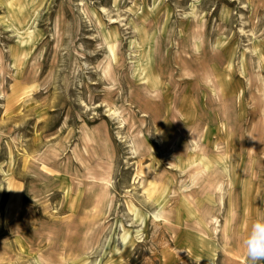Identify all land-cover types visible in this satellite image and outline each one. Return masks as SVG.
Listing matches in <instances>:
<instances>
[{
    "label": "rangeland",
    "instance_id": "1",
    "mask_svg": "<svg viewBox=\"0 0 264 264\" xmlns=\"http://www.w3.org/2000/svg\"><path fill=\"white\" fill-rule=\"evenodd\" d=\"M190 2L173 21L191 17L211 26L218 5L226 3L238 32L261 51L257 40L264 37V0H196L193 13ZM148 4L0 0V187L8 189L9 198L0 230L22 233L33 250L18 260L8 247L5 264H74L76 258L81 264H242L240 255L249 264L243 240L234 236L228 240L233 252H216L212 261L214 243L208 238L198 236L193 252L198 261L163 250L171 233L167 216L160 210L161 219L150 215L145 220L140 213L145 195L136 179L150 177L141 167L157 98L135 81L149 68L151 35L142 33L137 42L134 36L145 22L167 21V15L158 17V3ZM56 21L60 27L54 34ZM29 35L31 40L21 43ZM188 48L178 62L193 60L198 66L200 57ZM111 50L113 67L106 69ZM259 61L264 70V58ZM12 90L17 91L7 97ZM249 95L251 115L240 135L249 155H258L264 167V79H253ZM110 109L118 111V119ZM120 119L124 124L116 127ZM130 135L136 153L127 149ZM55 177L62 185L68 178L74 191L59 185L60 193ZM77 191L81 199L75 211ZM159 193L160 188L154 196ZM246 211L247 218L253 216V207ZM213 215L222 220L221 214ZM250 228L247 219L239 226L245 237ZM124 233L127 241L119 247Z\"/></svg>",
    "mask_w": 264,
    "mask_h": 264
},
{
    "label": "crops",
    "instance_id": "2",
    "mask_svg": "<svg viewBox=\"0 0 264 264\" xmlns=\"http://www.w3.org/2000/svg\"><path fill=\"white\" fill-rule=\"evenodd\" d=\"M153 1L159 6L158 17L167 15V21L162 25L145 22L134 36L137 42L142 33L151 35L149 68L135 81L157 98L141 169L150 174L144 175L147 183L153 182L149 189L155 192L160 188L162 193L145 197L146 208L140 213L147 220L151 211L161 210L171 225L167 244L161 249L199 260L193 254L198 248L199 220L213 214H221L224 220L229 215V236L243 240L242 221L252 224L264 215V167L258 155H249L240 135L251 115L252 81L264 79L259 61L264 58V37L257 40L261 51L253 50L250 38L243 37L232 21L231 7L223 2L217 7L216 21L209 26L195 23L191 17H178L185 13L186 0ZM195 1L188 5L191 13ZM174 15L178 16L173 21ZM185 47L192 56L200 57L198 66L193 60L187 65L178 62ZM54 180L60 193L59 185L68 184L74 191L68 178L63 185L57 177ZM0 190L3 219L9 198L6 187ZM75 200L76 211L80 198ZM247 207L254 208L250 218ZM227 245L232 253L233 248ZM8 247L18 260L33 253L25 235L1 229L0 264L6 262ZM33 258H28L29 263Z\"/></svg>",
    "mask_w": 264,
    "mask_h": 264
},
{
    "label": "bare ground",
    "instance_id": "3",
    "mask_svg": "<svg viewBox=\"0 0 264 264\" xmlns=\"http://www.w3.org/2000/svg\"><path fill=\"white\" fill-rule=\"evenodd\" d=\"M142 2V1H141ZM252 2V1H251ZM149 5V4H148ZM243 6H246V3H243ZM81 8H82V12L84 13V15H85V17L86 18H88L89 20H91V18H90V14L87 12V8L85 7V4L82 2L81 3ZM101 9L102 10H104V11H107V9H105V7H101ZM191 15V14H190ZM241 18V17H240ZM95 19V18H94ZM109 19H112V17L111 16H109ZM149 19V18H148ZM157 20V19H156ZM243 21V20H242ZM202 25H203V23H204V21L202 20L201 22H200ZM98 24V23H97ZM162 24V23H161ZM58 27H60V24H59V21H56L55 23H54V34H56L57 33V31L59 30V28ZM241 28V27H240ZM225 34V33H224ZM118 39V38H117ZM26 40V41H25ZM25 40H20L21 41V43H23V41L24 42H27V41H29V40H31V36L29 35L28 37H27V39H25ZM195 42V41H194ZM105 44V43H104ZM154 44V43H153ZM114 46H115V49H116V47H117V44H114ZM201 46V45H200ZM248 49V48H247ZM114 56V54H113V50H111V51H109L108 52V55H107V61H106V63H105V66H106V69H108V68H112L113 67V65H112V62H111V60H110V57H113ZM15 57H16V55H15ZM210 65V64H209ZM138 69V68H137ZM136 70V69H135ZM101 72L102 73H105V70H101ZM28 78V77H27ZM27 78L24 80L25 81V83H26V81H29V80H27ZM31 89V88H30ZM16 91L17 90H12V92H11V94H9V95H7V97H12L11 95H13V94H15L16 93ZM25 94V96H26V94H28V93H24ZM25 96H23V97H25ZM108 107V106H107ZM108 109H109V107H108ZM107 110V109H106ZM110 111V114L114 117V116H116L117 117V119H118V111L116 110V109H110L109 110ZM108 111V112H109ZM111 115H109V116H111ZM112 117V118H113ZM119 122V125L118 126H116V127H122L123 126V124H124V122H123V119H120V120H118ZM125 126V125H124ZM118 130V129H117ZM116 130V131H117ZM122 131H120V133H121ZM118 133V132H117ZM117 135V134H116ZM118 135H120V134H118ZM125 135V134H124ZM121 137V136H120ZM129 138H130V140H129V148H127V149H130V151H131V153H136V148H135V140H134V138H133V136H129ZM125 140V139H124ZM122 141V140H121ZM125 143V142H124ZM128 146V145H127ZM129 153V152H128ZM131 156H132V154H131ZM138 169V168H137ZM137 171V170H136ZM139 176V175H138ZM136 180H138V181H136V182H138V187H142L143 188V194L145 195V197L146 198H150V197H152V195H154L155 193H156V191L154 192V191H151L150 189H149V187H150V185H152L153 184V182L152 181H150L149 183H147V179L145 178V176L144 175H141L140 177H139V179H136ZM107 183H109V182H107ZM146 184H147V186H146ZM154 187V186H153ZM75 194H74V196H73V200L74 199H78L79 198V192L77 191V192H74ZM138 193V192H137ZM64 194V193H63ZM140 194V193H139ZM140 196V195H139ZM21 198V197H20ZM81 199V198H80ZM140 199V198H139ZM145 201L144 202H146V200L147 199H144ZM148 201V200H147ZM149 203V202H148ZM133 207V206H132ZM134 208V207H133ZM151 216L154 218V219H156V221L158 220V219H161V213H160V211L156 208V209H154L153 211H151ZM131 217V216H130ZM198 226H199V234H198V236L200 237V238H208V239H210V240H212L213 241V243H214V248H213V250L211 251V256H212V259L210 260V261H212L213 259H214V257H215V255H216V250L218 249V250H221V252L223 253V254H226V255H228L227 253H228V250H227V248H228V245H227V243H228V240H229V238H230V234L228 233L229 232V215H227L226 217H224V220H220V218L217 216V215H211V216H209V217H206V219H205V221L204 220H199L198 221ZM219 233H221V238L219 239ZM127 238H128V235L126 234V233H124V235L122 236V238H121V243H120V246L119 247H122V246H124V244L126 243V241H127ZM245 238V235H243V239ZM198 261V260H197ZM239 262H241L242 264H248V262L244 259V257L243 256H241L240 255V260H239ZM212 264V263H211Z\"/></svg>",
    "mask_w": 264,
    "mask_h": 264
},
{
    "label": "clouds",
    "instance_id": "4",
    "mask_svg": "<svg viewBox=\"0 0 264 264\" xmlns=\"http://www.w3.org/2000/svg\"><path fill=\"white\" fill-rule=\"evenodd\" d=\"M242 245L249 264H260L264 261V217L256 219L251 224Z\"/></svg>",
    "mask_w": 264,
    "mask_h": 264
}]
</instances>
